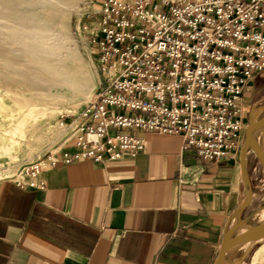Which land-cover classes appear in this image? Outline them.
<instances>
[{"label":"crops","instance_id":"crops-1","mask_svg":"<svg viewBox=\"0 0 264 264\" xmlns=\"http://www.w3.org/2000/svg\"><path fill=\"white\" fill-rule=\"evenodd\" d=\"M138 136L133 159L43 167L42 189L0 180V264H212L246 194L240 150L204 161L179 135Z\"/></svg>","mask_w":264,"mask_h":264},{"label":"built area","instance_id":"built-area-1","mask_svg":"<svg viewBox=\"0 0 264 264\" xmlns=\"http://www.w3.org/2000/svg\"><path fill=\"white\" fill-rule=\"evenodd\" d=\"M99 19L95 56L115 77L65 144L96 163L135 156L133 131L181 135L205 160L236 150L243 86L264 67V0H102Z\"/></svg>","mask_w":264,"mask_h":264},{"label":"bare ground","instance_id":"bare-ground-1","mask_svg":"<svg viewBox=\"0 0 264 264\" xmlns=\"http://www.w3.org/2000/svg\"><path fill=\"white\" fill-rule=\"evenodd\" d=\"M69 1L0 0V153L10 154L21 146L30 153L49 150L52 143H46L54 134L41 130L29 136L34 127L31 121L27 125L29 119L60 112L67 95L74 98L92 87L89 65L66 32ZM251 133L260 142L263 126ZM256 214L264 222V207ZM253 244H235L226 254L238 248L245 253Z\"/></svg>","mask_w":264,"mask_h":264},{"label":"rangeland","instance_id":"rangeland-1","mask_svg":"<svg viewBox=\"0 0 264 264\" xmlns=\"http://www.w3.org/2000/svg\"><path fill=\"white\" fill-rule=\"evenodd\" d=\"M101 1L102 0H70L68 5L69 8L67 11L68 14L66 13L65 16V22L67 25L66 32H69L68 35L70 37V40L73 41L77 53L89 65L90 72L93 75L94 85L92 84V87L89 90L85 91L81 95L74 96V98L73 96L67 95L68 98L66 97V100L64 101V104L66 106H63V108L59 110L60 112H47V115L45 114L46 116L40 115L42 118L38 116L39 118L36 117L34 119H29L27 125H34V129L32 128L31 133L28 135L30 136L33 133V135H36V133H38L37 131L47 130L48 132L54 134V136L49 140V142L46 143V145H50L52 143L51 147L49 148V150H45L46 152L43 151L39 153H30L29 151L26 152L24 146H21L19 149H15L10 154L0 153V180H12L18 183L20 186H27L34 189H42L43 183L41 181H38V178L40 170L43 167L52 165L56 162L69 163L72 161H91L85 158H80L79 153L81 148L79 146L74 147L71 144V141L65 144V141L68 136L69 130L75 124V118L81 114L86 104L94 98L98 86H102L106 80L115 77V72L108 70L106 67H102L98 63L97 56H95V44L98 43V39L100 40L101 38L99 35V13ZM166 1L171 2L176 0ZM70 8L72 9L70 10ZM248 86L249 90L246 93V97H243L245 89ZM240 100V121L243 127L241 132L239 133V138L237 141L238 145L236 147V150H241L242 148L244 140V130L248 122L257 121L264 117V67L260 70L252 72L250 79L243 86ZM64 107L67 108L65 109ZM137 115L140 116L141 114L137 113ZM30 121L31 123L29 124ZM36 122H38L37 125L35 124ZM114 132V130L109 131V135H113ZM132 133L136 138L141 140L142 147L143 139L140 138L138 134H159L157 132L150 131H133ZM179 136L182 138L181 135ZM254 139L259 142V140H257L256 138ZM195 155L197 156L196 153ZM135 156L130 157L126 154H122L121 157L116 160L105 159L103 163H96L93 161L91 162L96 164L114 163L119 162L125 158L133 159ZM65 158H69L68 161H65ZM199 158L204 161H215L205 160L201 157ZM245 164L247 165V177H249L248 181L251 186L253 201L250 207L248 208L247 217L245 221L241 224L240 229H243L245 227H253L259 224L260 221L257 218L256 212L262 207H264V176L259 161L256 155L251 150H249L247 152V155H245ZM34 165L39 166L36 176L32 177L31 173L33 172V169H31L30 167ZM262 243L263 242L254 243L250 248L247 249L248 251L245 250V253L244 250L241 248L232 250L229 252V257L233 260V264H264V255L257 263H252V255L254 251L262 245ZM238 260L240 261L238 262Z\"/></svg>","mask_w":264,"mask_h":264},{"label":"water","instance_id":"water-1","mask_svg":"<svg viewBox=\"0 0 264 264\" xmlns=\"http://www.w3.org/2000/svg\"><path fill=\"white\" fill-rule=\"evenodd\" d=\"M260 126H263V136L262 140L257 142L252 136L251 130L254 128H259ZM249 150H251L256 155L264 176V117L257 121H249L244 130V140L240 150L239 166L240 176L245 187L246 194L243 202L234 213L236 222L230 229L225 230L219 245L217 256L212 264H222L226 256V250L229 247L246 241H254L255 243L256 241L264 238V222L253 227H249L240 234H234L237 228L242 224L239 220L241 213L251 201V186L245 172V155Z\"/></svg>","mask_w":264,"mask_h":264}]
</instances>
